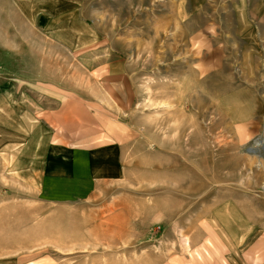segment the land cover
Returning <instances> with one entry per match:
<instances>
[{
	"label": "rangeland",
	"instance_id": "1",
	"mask_svg": "<svg viewBox=\"0 0 264 264\" xmlns=\"http://www.w3.org/2000/svg\"><path fill=\"white\" fill-rule=\"evenodd\" d=\"M0 264H264V0H0Z\"/></svg>",
	"mask_w": 264,
	"mask_h": 264
},
{
	"label": "crops",
	"instance_id": "2",
	"mask_svg": "<svg viewBox=\"0 0 264 264\" xmlns=\"http://www.w3.org/2000/svg\"><path fill=\"white\" fill-rule=\"evenodd\" d=\"M67 134L60 141L52 142L45 153L43 186L55 196L85 195L93 188L97 172L103 170L102 164L110 161L109 152L115 151V147L85 140L81 131Z\"/></svg>",
	"mask_w": 264,
	"mask_h": 264
}]
</instances>
